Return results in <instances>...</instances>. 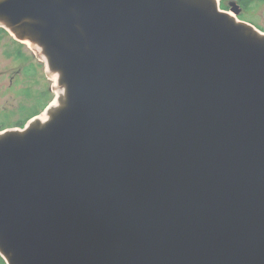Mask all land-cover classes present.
Here are the masks:
<instances>
[{
  "label": "water",
  "instance_id": "1",
  "mask_svg": "<svg viewBox=\"0 0 264 264\" xmlns=\"http://www.w3.org/2000/svg\"><path fill=\"white\" fill-rule=\"evenodd\" d=\"M0 25L64 90L0 132L6 264H264V31L217 0H0Z\"/></svg>",
  "mask_w": 264,
  "mask_h": 264
},
{
  "label": "rangeland",
  "instance_id": "2",
  "mask_svg": "<svg viewBox=\"0 0 264 264\" xmlns=\"http://www.w3.org/2000/svg\"><path fill=\"white\" fill-rule=\"evenodd\" d=\"M219 9L223 11L220 6ZM251 17L250 15L248 16V18ZM253 17L248 22L254 24L255 27V24H259L264 28V19H259L257 15H253ZM237 19L240 20L241 18L238 17ZM3 30L7 37L14 41H8L7 38L0 39V73L2 70L7 73L5 76L0 74V121L12 124L26 114L27 110L23 108L31 106L32 97L26 95L27 91L34 94V92L47 89L53 95L51 103L49 102L50 105L48 103L50 107L56 103L57 93L60 89L57 83V74H53L47 67L46 60L42 55V49L34 43L31 45L29 42L15 41L13 35H10L5 28ZM16 51L20 52L19 59L15 56ZM16 65L17 67L14 68ZM26 67H28L27 72L25 71ZM14 73H17L15 74V81L10 85L8 77L9 75L14 76ZM34 104L35 102L32 103V105ZM36 105H38V102H36ZM45 112H41L37 117H40ZM8 128L20 129L18 125L11 127L9 125Z\"/></svg>",
  "mask_w": 264,
  "mask_h": 264
},
{
  "label": "flooded vegetation",
  "instance_id": "3",
  "mask_svg": "<svg viewBox=\"0 0 264 264\" xmlns=\"http://www.w3.org/2000/svg\"><path fill=\"white\" fill-rule=\"evenodd\" d=\"M220 8H222L225 12L233 14L235 17H239L242 20H250L251 18H254L253 15H257L259 19H264V0H218ZM252 16L251 18H248V16ZM1 26V25H0ZM7 31V30H6ZM7 38L8 41H14L7 37V34L4 32L3 27H0V39ZM15 41H17L15 39ZM19 42V41H18ZM19 50V49H18ZM20 52H15V56L17 59H19ZM17 65L14 67L16 68ZM18 70V69H17ZM2 76L7 75L5 73V70H2L1 73ZM15 74L9 75V81L10 85H12L15 81ZM17 83V82H16ZM7 124V125H6ZM11 127L16 124H9L5 121H0V132L9 129L8 127ZM19 127V126H18Z\"/></svg>",
  "mask_w": 264,
  "mask_h": 264
},
{
  "label": "trees",
  "instance_id": "4",
  "mask_svg": "<svg viewBox=\"0 0 264 264\" xmlns=\"http://www.w3.org/2000/svg\"><path fill=\"white\" fill-rule=\"evenodd\" d=\"M255 25L257 28L264 31V28L261 25L259 24H255ZM41 65L43 66V64ZM25 71L26 72L28 71V67H26ZM26 95L29 97H32L31 106L23 108L27 110L26 114L23 117L21 116V118H18V120L15 121L14 123H12L13 125L16 124L19 127H23L24 124L27 122V120L31 118L32 116L40 114L53 98V95H51L47 89L34 92V94H31L30 91H27ZM33 102H35L34 105H32ZM36 102H38V105H36ZM0 264H6L5 260L3 259L1 255H0Z\"/></svg>",
  "mask_w": 264,
  "mask_h": 264
},
{
  "label": "bare ground",
  "instance_id": "5",
  "mask_svg": "<svg viewBox=\"0 0 264 264\" xmlns=\"http://www.w3.org/2000/svg\"><path fill=\"white\" fill-rule=\"evenodd\" d=\"M217 2H218V0H217ZM218 8H219V4H218ZM222 11V10H221ZM229 15L230 16H233L232 14H230L229 13ZM20 41H25L26 43L27 42H29L28 40H20ZM31 45L33 44L32 42H29ZM37 46V45H36ZM39 48V47H38ZM41 50V49H40ZM42 51V50H41ZM42 55L44 56V58H45V60L47 61V59H46V57H45V55L43 54V51H42ZM48 67V66H47ZM53 74H57V73H53ZM57 79H58V74H57ZM59 86V89L60 90H58V97H57V100L55 101L56 103L54 104V105H51L49 108H48V110L45 112V113H43V115H41L40 117H37V119L39 120V121H45L46 119H47V117H48V113H49V111H51L52 109H54L56 106H58V104L60 103V99L63 97V93H64V90H63V88L60 86V85H58Z\"/></svg>",
  "mask_w": 264,
  "mask_h": 264
},
{
  "label": "clouds",
  "instance_id": "6",
  "mask_svg": "<svg viewBox=\"0 0 264 264\" xmlns=\"http://www.w3.org/2000/svg\"><path fill=\"white\" fill-rule=\"evenodd\" d=\"M224 11V10H223Z\"/></svg>",
  "mask_w": 264,
  "mask_h": 264
}]
</instances>
